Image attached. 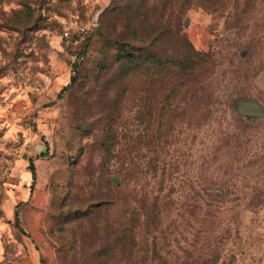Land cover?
<instances>
[{"label": "rangeland", "instance_id": "374dc122", "mask_svg": "<svg viewBox=\"0 0 264 264\" xmlns=\"http://www.w3.org/2000/svg\"><path fill=\"white\" fill-rule=\"evenodd\" d=\"M92 20L77 63L63 33ZM198 89L208 110L192 98L163 136L166 109ZM252 102L264 111V0H0V264H192L219 235L228 263L264 264V204L240 229L177 227L175 210L148 232L113 200L135 162L178 203L211 184L264 203V118L235 121Z\"/></svg>", "mask_w": 264, "mask_h": 264}, {"label": "trees", "instance_id": "16d2710c", "mask_svg": "<svg viewBox=\"0 0 264 264\" xmlns=\"http://www.w3.org/2000/svg\"><path fill=\"white\" fill-rule=\"evenodd\" d=\"M96 28L97 27H95L93 31H91L90 35L96 30ZM66 30L71 31L72 29ZM130 48H132V46H130ZM120 53L123 56H130L128 49H125V47L124 49L122 48L120 50ZM83 54L85 56L84 52ZM208 57L211 58V55H209ZM128 64L131 67H138L140 66V59L137 57H130ZM178 67L180 69H184L181 64H178ZM209 68L211 73V70L213 68L212 62ZM198 91L199 89L195 90L192 96L191 93H185L184 96H182V100L184 101L182 104L183 106H180L178 104V106H175L174 108L168 107L166 109L163 133H166V131L171 129V125H173L171 117H180V122H184L185 115L187 109L189 108L190 102L192 101V98L198 100L196 107L200 108L199 106L201 105L204 109L206 108L205 110H208V103H203L201 101V96L197 94ZM203 91H206L204 87L202 92ZM229 109L234 112L233 107H229ZM246 117L248 116H243L237 111V117L235 116V121H237L239 125H243V127H245L246 123L243 119H245ZM165 133L163 136H165ZM137 140L138 138H136L134 142H136V144L138 145ZM220 141L221 142L218 146V149H221V151H227L228 153L233 155L240 154V151L237 152L236 150H241L243 141H241V139L237 135L235 136L231 133H223L222 137H220ZM137 158L138 157H134V159ZM138 160L140 159L138 158ZM29 169L34 182L35 168L32 161H30ZM150 172L152 178H149L148 181L146 174H144L143 170H141L139 168V165H137L135 162H133L128 168H119L117 170V173L122 177V185L116 186L118 191H116L115 195L113 196V200H115L118 198V196L124 195L130 200L133 205L138 206L139 209H143L142 225L144 229L148 230V232H150L151 230L153 231L158 227L160 228L163 225L165 216L170 215L172 211L175 210L177 217H179L178 220H181V223L179 222V226L177 227L189 226L192 229H198V231L211 230L213 231V233L214 231L219 232L218 229H240L241 222L240 220H238V216H240L241 211L256 213L258 207L264 204L256 199H251L243 205L241 203H235V205H233L222 195L215 192V190L211 187L214 184H211L210 188L207 187L202 189L204 195L200 196V192H198L193 200L178 203V201H173L169 190H166V185L170 186L169 182H167L166 184V181L156 179V168H151L149 173ZM142 180L143 182H145L144 185H140V182H142ZM224 190V187L220 189L221 194L224 193ZM230 215H232L234 219L231 222L227 219V217ZM133 216L134 218H136V213H134ZM222 243V235H219L214 241V246L207 253L204 254L203 250H199L200 253H198V255H196V257L193 259L192 264H230L228 263V261H230L232 257L226 258L223 255V250L221 247L223 245ZM215 244H217V246ZM145 245L149 246L148 239L145 241Z\"/></svg>", "mask_w": 264, "mask_h": 264}, {"label": "built area", "instance_id": "2783aa9c", "mask_svg": "<svg viewBox=\"0 0 264 264\" xmlns=\"http://www.w3.org/2000/svg\"><path fill=\"white\" fill-rule=\"evenodd\" d=\"M96 27V25L89 23L86 26L79 27L75 29L74 32H71L69 30L64 31L63 37L73 42L76 46H78V53L76 56V62L80 63L84 59L83 51L85 49V45L88 41V38L90 36V32Z\"/></svg>", "mask_w": 264, "mask_h": 264}, {"label": "water", "instance_id": "95a60500", "mask_svg": "<svg viewBox=\"0 0 264 264\" xmlns=\"http://www.w3.org/2000/svg\"><path fill=\"white\" fill-rule=\"evenodd\" d=\"M91 23L97 25L95 20H92ZM243 109H244L243 111L239 112L243 116L255 117V118L264 117V111H262L261 107L257 103L252 102L250 110H246L244 107Z\"/></svg>", "mask_w": 264, "mask_h": 264}]
</instances>
